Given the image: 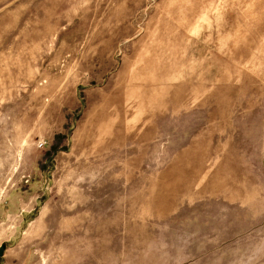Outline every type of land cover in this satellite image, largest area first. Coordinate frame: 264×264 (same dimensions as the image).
I'll return each mask as SVG.
<instances>
[{
    "label": "rangeland",
    "instance_id": "1",
    "mask_svg": "<svg viewBox=\"0 0 264 264\" xmlns=\"http://www.w3.org/2000/svg\"><path fill=\"white\" fill-rule=\"evenodd\" d=\"M0 264H264V0H0Z\"/></svg>",
    "mask_w": 264,
    "mask_h": 264
},
{
    "label": "water",
    "instance_id": "2",
    "mask_svg": "<svg viewBox=\"0 0 264 264\" xmlns=\"http://www.w3.org/2000/svg\"><path fill=\"white\" fill-rule=\"evenodd\" d=\"M2 251H0V255H1Z\"/></svg>",
    "mask_w": 264,
    "mask_h": 264
}]
</instances>
